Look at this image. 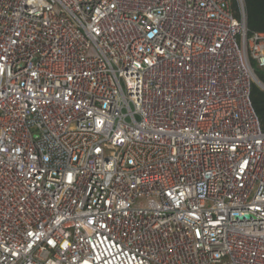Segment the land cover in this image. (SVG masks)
Returning a JSON list of instances; mask_svg holds the SVG:
<instances>
[{
	"label": "built area",
	"instance_id": "1",
	"mask_svg": "<svg viewBox=\"0 0 264 264\" xmlns=\"http://www.w3.org/2000/svg\"><path fill=\"white\" fill-rule=\"evenodd\" d=\"M238 2L0 0V264H264Z\"/></svg>",
	"mask_w": 264,
	"mask_h": 264
},
{
	"label": "trees",
	"instance_id": "2",
	"mask_svg": "<svg viewBox=\"0 0 264 264\" xmlns=\"http://www.w3.org/2000/svg\"><path fill=\"white\" fill-rule=\"evenodd\" d=\"M246 13L247 28L249 35L255 32H264V0H243ZM233 9L240 18V7L238 0H233ZM258 78L264 82V74L256 71ZM253 105L260 117L261 125L264 130V90L256 84L252 88Z\"/></svg>",
	"mask_w": 264,
	"mask_h": 264
},
{
	"label": "water",
	"instance_id": "3",
	"mask_svg": "<svg viewBox=\"0 0 264 264\" xmlns=\"http://www.w3.org/2000/svg\"><path fill=\"white\" fill-rule=\"evenodd\" d=\"M242 2H243V0H242ZM243 7H244V5H243ZM247 19V18H246ZM257 85L261 88V89H263V85L258 81L257 82Z\"/></svg>",
	"mask_w": 264,
	"mask_h": 264
},
{
	"label": "rangeland",
	"instance_id": "4",
	"mask_svg": "<svg viewBox=\"0 0 264 264\" xmlns=\"http://www.w3.org/2000/svg\"><path fill=\"white\" fill-rule=\"evenodd\" d=\"M257 85V84H256ZM258 86V85H257ZM259 87V86H258Z\"/></svg>",
	"mask_w": 264,
	"mask_h": 264
}]
</instances>
